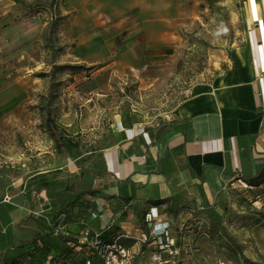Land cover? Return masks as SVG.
<instances>
[{"label":"rangeland","instance_id":"1","mask_svg":"<svg viewBox=\"0 0 264 264\" xmlns=\"http://www.w3.org/2000/svg\"><path fill=\"white\" fill-rule=\"evenodd\" d=\"M23 1L26 13L19 30L1 52L0 64L11 81H17L10 92L0 89V100L6 99L0 105V158L12 150L23 153L20 161L8 159L6 174H34L52 161L51 171L39 176L61 177L59 184L70 181L76 172L67 166V156L52 152L55 143L46 129L48 114L80 143L90 158L87 166H99L98 152L103 154L110 143H121L124 127L146 128L150 140L166 146L164 133L172 109L188 97L194 84L209 82L228 69L229 50L244 43L247 31L245 0H183L176 16L179 22L166 21L155 40L156 52L165 55L163 62L153 64L148 57L140 63L139 58L135 67L133 57L117 54L127 40H116L114 31L110 34V20L94 24L85 16L80 23L78 0L62 2L66 15L61 14L60 0ZM147 27L153 33L159 25ZM101 32H105L102 38L95 39ZM9 96L18 102L8 100ZM10 112L14 121L6 119ZM171 146H167L171 153L166 165L181 164L180 148ZM192 187L188 196L178 193L164 204H154L158 215L152 222L147 220L152 208L148 202L108 212L95 198L98 191L83 199L67 197L64 236L69 241L63 250L51 253L48 264H61L60 260L85 264L97 256L92 245L97 234L104 243L117 240L135 246L134 264H154L152 252L162 248L161 241L163 247L176 248L175 264H254L252 255L264 257V225L256 228L264 219V185L236 182L215 196L208 195L199 181ZM55 217L53 227L59 226L60 215ZM16 252L9 264H20L19 259L21 264L48 261L39 251Z\"/></svg>","mask_w":264,"mask_h":264},{"label":"crops","instance_id":"2","mask_svg":"<svg viewBox=\"0 0 264 264\" xmlns=\"http://www.w3.org/2000/svg\"><path fill=\"white\" fill-rule=\"evenodd\" d=\"M27 1L33 3V0ZM63 1L60 0L59 9L66 15L68 11L62 7ZM182 1L78 0L75 9L80 23L85 16L91 17L94 24L110 20L113 29L110 34L114 31L116 40H127L117 54L125 52L134 58L132 66L138 67L139 58L140 63L148 57L153 64L163 62L165 55L156 52L159 45L155 40L162 34L166 21L179 22L176 16L183 8ZM245 5L248 17L244 43L230 48L228 69L209 82L194 84L188 97L172 109V120L164 134L166 146L150 140L146 128L128 126L121 143H110L105 148L103 158L108 173L95 181L94 188L99 191L95 198L108 212L122 205L124 209H131L145 202L153 207L154 200L170 199L178 193L188 196L194 192L192 186L197 181L208 195L215 196L228 184H247L245 177L257 175L264 166V0H245ZM24 7L15 0H0V63L3 61L1 52L19 30L21 15L26 13ZM152 24L159 25L153 33L147 29ZM103 34L105 32L96 34L95 39H101ZM11 79L0 64V89L10 92L17 81ZM7 99L18 102L15 96ZM5 102L3 97L0 105ZM13 117L10 112L6 119L14 121ZM169 145L180 148L181 164L177 161L166 165L171 153ZM55 150L54 146L52 152ZM12 151L0 158V264H9L12 252L39 251L40 242H31L38 230L33 220L39 217L46 220L44 232L56 238L64 235L52 225L53 213L60 217L64 213L60 204L45 189L38 191L34 187L47 180L58 182L63 178L39 176L51 171L52 161L34 174L29 171L6 174L3 168L9 166L8 159L20 161L23 155L20 150ZM67 166L71 172L78 173V166L72 165L69 159ZM156 169L161 173L155 172ZM261 182L258 187L264 185V181ZM108 194L112 196L107 197ZM7 196L10 200H6ZM263 225L264 219L256 228ZM60 242L62 246L67 245ZM132 247L136 251L135 246ZM51 258L52 255H48L46 264ZM263 258L252 255L250 259L254 264H262Z\"/></svg>","mask_w":264,"mask_h":264},{"label":"trees","instance_id":"3","mask_svg":"<svg viewBox=\"0 0 264 264\" xmlns=\"http://www.w3.org/2000/svg\"><path fill=\"white\" fill-rule=\"evenodd\" d=\"M15 1L22 4L24 3L23 0H15ZM41 110L43 111L44 108L41 107ZM46 129L49 131L51 137L55 142V148L57 153L61 156H67L70 162L72 163V165L74 164L78 166L80 171H78L76 175H73L70 181H67L64 184L63 183L59 184L56 181L53 182L47 180L44 183L37 185L36 189H38V191L45 189L47 193L51 195V197L55 198L58 201V203L60 204L61 212H66L67 197H72L75 199H83L85 195L88 194L89 192L91 191L97 192L98 190L94 188L95 181L97 179L104 177L108 173V171L106 169V164L103 158V154L101 152H98L100 165L87 166L89 164L90 158H88L86 154L83 152L80 143L75 139H73L69 133L62 130L61 127L54 120V118L51 116V114H48ZM154 171L157 173H161L160 169H156ZM263 173H264V166L257 175L245 177L244 181L251 186H258L262 183L261 177L263 176ZM168 200L169 199H159V200H154V202L152 203L156 205H160L166 203ZM56 215L57 213L56 214L53 213L52 216L54 219L56 218L55 217ZM44 222L46 223L44 217H39L37 221L33 220V223L37 226L38 230L36 231L35 236L31 240V242L32 243L40 242L39 252L43 253V256H48L55 249L61 250L64 247V245L62 246L60 241L66 244L68 243L69 240L68 238H65L64 236L65 233L63 236H59V238L58 237L56 238L54 236H51V233L44 232L45 231ZM225 236L232 244L240 248L239 244L234 240V238L228 232H225ZM89 259H91L94 264H101V261L99 260L98 256Z\"/></svg>","mask_w":264,"mask_h":264},{"label":"built area","instance_id":"4","mask_svg":"<svg viewBox=\"0 0 264 264\" xmlns=\"http://www.w3.org/2000/svg\"><path fill=\"white\" fill-rule=\"evenodd\" d=\"M125 130V128H123ZM6 200H10L7 196ZM158 215V208L153 206L151 208V212L147 214L148 222H152L154 217ZM59 226H57L58 231L65 232V214L60 217ZM100 234H97L96 238L92 243L93 247L96 250L97 256L101 260V264H134V259L136 257V251L133 249L132 246H123L122 244L118 243L117 240L113 242L104 243L102 240H99ZM147 240V238H145ZM162 248L153 250L152 252V260L154 264H175L178 258V252L176 248L173 246H164L163 242H160ZM86 264H94L91 259L86 261Z\"/></svg>","mask_w":264,"mask_h":264}]
</instances>
